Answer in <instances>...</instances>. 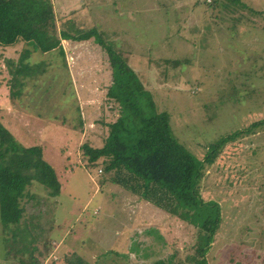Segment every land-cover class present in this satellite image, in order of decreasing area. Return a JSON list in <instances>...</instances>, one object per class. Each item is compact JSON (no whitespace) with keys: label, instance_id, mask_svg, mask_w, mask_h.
<instances>
[{"label":"rangeland","instance_id":"374dc122","mask_svg":"<svg viewBox=\"0 0 264 264\" xmlns=\"http://www.w3.org/2000/svg\"><path fill=\"white\" fill-rule=\"evenodd\" d=\"M205 1L51 0L58 30L96 28L199 160L221 138L264 120V0ZM92 41L70 38L65 53H33L32 77L15 87L7 60L17 61L23 46L0 49V121L23 146L42 147L62 185L54 196L42 185L29 190L22 238L0 222V258L31 261L36 241L38 254L55 253L48 264L74 253L91 264L185 262L197 254L196 227L83 166L81 146L102 147L119 117L108 96L109 53ZM205 168L202 199L218 203L223 219L208 264H264V131L228 144Z\"/></svg>","mask_w":264,"mask_h":264},{"label":"trees","instance_id":"16d2710c","mask_svg":"<svg viewBox=\"0 0 264 264\" xmlns=\"http://www.w3.org/2000/svg\"><path fill=\"white\" fill-rule=\"evenodd\" d=\"M206 3L217 5L215 0ZM70 38L80 43L93 40L95 43H92L100 44L109 53L112 83L108 96L119 106V117L108 123L103 146L93 148L89 142L81 146L83 166H98L102 173H111V181L125 191L198 229L196 255L185 262H175V258L170 257L151 264H208L207 255L223 219L218 203L202 199L200 190L205 166L214 164L228 144L264 131V120L221 138L203 160H199L174 136L169 115L157 109L135 73L123 67L122 56L101 42L96 28L76 35H70L65 29L58 30L51 0H0V49L23 46L17 61L7 60L8 67H15V71H10L14 87L20 83H16L18 77H32L29 60L33 53L56 49L65 53L62 41ZM34 185H42L53 196L62 189L55 169L44 158L42 147L23 146L0 121V222L3 231L8 228L13 235L22 238L29 229L26 213H29V201L34 199V194L29 192ZM261 232L264 235V227ZM17 243L13 247L16 251ZM35 243L29 245L34 257L23 264L46 263L45 257L35 256ZM114 254L128 259L125 254ZM64 258V264H91L78 253H74L73 258L66 254ZM55 261L53 258L52 262Z\"/></svg>","mask_w":264,"mask_h":264},{"label":"crops","instance_id":"0c3cea01","mask_svg":"<svg viewBox=\"0 0 264 264\" xmlns=\"http://www.w3.org/2000/svg\"><path fill=\"white\" fill-rule=\"evenodd\" d=\"M33 212V211H32ZM15 250V249H14ZM3 251L5 252V250L3 249ZM31 251H33V249H31ZM39 253V251L37 250L36 251V253H35V256H37L38 258H44L45 257V261H46V264H48L49 263V260H50V258H51V256L52 255H54L55 253L54 252H44V253H42V254H38ZM47 253H49V255L46 257V256H44V255H47ZM22 255V254H21ZM34 257V256H33ZM5 260V264H7V261H6V259L4 258V257H1L0 258V264H2V262ZM23 264V263H22Z\"/></svg>","mask_w":264,"mask_h":264},{"label":"built area","instance_id":"2783aa9c","mask_svg":"<svg viewBox=\"0 0 264 264\" xmlns=\"http://www.w3.org/2000/svg\"><path fill=\"white\" fill-rule=\"evenodd\" d=\"M210 2V0H208Z\"/></svg>","mask_w":264,"mask_h":264}]
</instances>
